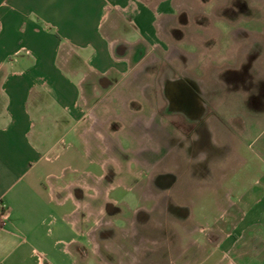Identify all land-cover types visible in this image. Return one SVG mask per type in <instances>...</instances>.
Instances as JSON below:
<instances>
[{
	"label": "rangeland",
	"instance_id": "obj_1",
	"mask_svg": "<svg viewBox=\"0 0 264 264\" xmlns=\"http://www.w3.org/2000/svg\"><path fill=\"white\" fill-rule=\"evenodd\" d=\"M172 9L157 17L164 46L139 47L135 75L101 97L109 107L96 131L112 151L121 144L136 183L127 192L110 178L111 195L130 205L93 231L91 264H200L212 251L235 264L229 239L264 193V0Z\"/></svg>",
	"mask_w": 264,
	"mask_h": 264
},
{
	"label": "crops",
	"instance_id": "obj_2",
	"mask_svg": "<svg viewBox=\"0 0 264 264\" xmlns=\"http://www.w3.org/2000/svg\"><path fill=\"white\" fill-rule=\"evenodd\" d=\"M172 10V0H0V264L96 262L93 231L130 205L110 178L127 192L136 183L96 113L139 47L164 46L157 17ZM252 204L229 239L235 264H264V193ZM200 264L226 263L212 251Z\"/></svg>",
	"mask_w": 264,
	"mask_h": 264
}]
</instances>
